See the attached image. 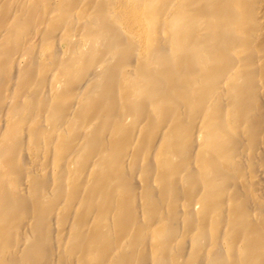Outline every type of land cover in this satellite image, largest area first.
<instances>
[{"label":"bare ground","instance_id":"obj_1","mask_svg":"<svg viewBox=\"0 0 264 264\" xmlns=\"http://www.w3.org/2000/svg\"><path fill=\"white\" fill-rule=\"evenodd\" d=\"M0 264H264V0H0Z\"/></svg>","mask_w":264,"mask_h":264}]
</instances>
